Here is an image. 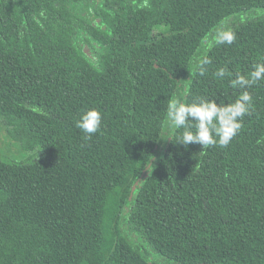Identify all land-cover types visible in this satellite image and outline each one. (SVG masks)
<instances>
[{"label":"trees","instance_id":"trees-1","mask_svg":"<svg viewBox=\"0 0 264 264\" xmlns=\"http://www.w3.org/2000/svg\"><path fill=\"white\" fill-rule=\"evenodd\" d=\"M258 62L264 0H0V121L35 157L0 156V264H264V81L227 147L166 124L173 98L234 102Z\"/></svg>","mask_w":264,"mask_h":264},{"label":"clouds","instance_id":"clouds-1","mask_svg":"<svg viewBox=\"0 0 264 264\" xmlns=\"http://www.w3.org/2000/svg\"><path fill=\"white\" fill-rule=\"evenodd\" d=\"M43 16V13L40 14ZM39 23V20L37 21ZM237 40V34L226 27H217L213 42L216 45L231 46ZM212 63L207 56L195 61V69L199 76L207 75V66ZM215 78L223 80L231 77L227 68H218ZM264 81V62L254 63L249 72L241 74L237 72L229 84L234 89H239L240 94L231 103H217L214 99L195 97L190 103L180 98H173L167 102L166 124L170 129L179 132L178 144H199L203 150L212 146L227 147L243 127L245 116L251 115L254 107L253 95L249 89ZM102 114L96 108L83 109L75 121V127L82 133L85 141L100 131L102 126Z\"/></svg>","mask_w":264,"mask_h":264},{"label":"rangeland","instance_id":"rangeland-1","mask_svg":"<svg viewBox=\"0 0 264 264\" xmlns=\"http://www.w3.org/2000/svg\"><path fill=\"white\" fill-rule=\"evenodd\" d=\"M92 15L88 14V18ZM202 33L199 35L198 39L202 37ZM197 39V40H198ZM6 138V133L3 125L0 121V156L4 161L13 162H29L34 160V155L31 152H27L21 148V146L16 142H8Z\"/></svg>","mask_w":264,"mask_h":264}]
</instances>
